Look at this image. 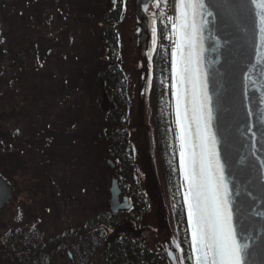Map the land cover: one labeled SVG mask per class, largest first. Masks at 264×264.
<instances>
[{
	"label": "flooded vegetation",
	"instance_id": "1",
	"mask_svg": "<svg viewBox=\"0 0 264 264\" xmlns=\"http://www.w3.org/2000/svg\"><path fill=\"white\" fill-rule=\"evenodd\" d=\"M118 2L109 0L106 13ZM62 4L0 0V176L11 188L0 210V264H117L121 256L111 252L120 242L146 249L142 208L120 175L119 201L126 196L130 209L112 212L109 198L94 215L93 98L66 77L78 61L62 55ZM29 57L37 70L30 77ZM145 251L135 254L140 264L163 256L172 264L167 254Z\"/></svg>",
	"mask_w": 264,
	"mask_h": 264
},
{
	"label": "water",
	"instance_id": "2",
	"mask_svg": "<svg viewBox=\"0 0 264 264\" xmlns=\"http://www.w3.org/2000/svg\"><path fill=\"white\" fill-rule=\"evenodd\" d=\"M153 1H130L140 121L151 73ZM171 29L178 162L183 144L209 222V258L214 236L226 233L236 249L227 253L228 264H264V0H171ZM116 183L111 179V211L129 210L127 197L119 202L123 191ZM10 194L0 176V210ZM187 229L191 244L188 224ZM191 250L198 264L199 248L191 244ZM168 256L176 264L172 252Z\"/></svg>",
	"mask_w": 264,
	"mask_h": 264
},
{
	"label": "rangeland",
	"instance_id": "3",
	"mask_svg": "<svg viewBox=\"0 0 264 264\" xmlns=\"http://www.w3.org/2000/svg\"><path fill=\"white\" fill-rule=\"evenodd\" d=\"M131 0H122L123 9L118 23L112 28L118 36L119 56L118 65L125 73L128 80L130 97L129 112V143L133 153V173L136 183L140 187L143 206L138 216L140 231H146L144 241L146 249H156L163 254L173 251L175 232L169 209V201L165 188L161 166L158 159L156 141L154 137L153 113L154 101L150 94V82L143 103V118L137 117L136 79L133 75V43L129 37L133 32L134 14L130 6ZM162 0H154L151 5L152 21L155 28L157 7ZM171 2V0H170ZM109 0H65L62 4V55L70 62L76 57L78 63L67 65L66 77L76 78L77 93L91 94L93 100V160H94V215L101 208L109 204V182L117 176L116 164L108 163L106 154L107 142L98 133L102 125L99 121L101 110L109 108L105 96L101 97L100 70L105 67L104 46L102 32L105 29L104 17L107 14ZM156 46V33H153V41L150 48V61ZM30 54V53H29ZM64 58V57H63ZM29 66L25 75L30 77L33 62L29 57ZM65 60V58H64ZM8 72V71H7ZM71 72V73H70ZM27 73V74H26ZM7 76L4 77V80ZM6 81V80H5ZM97 98L99 102H97ZM85 102V103H89ZM81 122V121H80ZM86 125L79 123L81 130ZM115 168H111L110 165ZM107 193L106 196L103 194ZM30 204L36 208L38 198H31ZM36 205V206H35ZM34 209L29 207V212ZM177 263L181 264L179 251L175 252Z\"/></svg>",
	"mask_w": 264,
	"mask_h": 264
},
{
	"label": "trees",
	"instance_id": "4",
	"mask_svg": "<svg viewBox=\"0 0 264 264\" xmlns=\"http://www.w3.org/2000/svg\"><path fill=\"white\" fill-rule=\"evenodd\" d=\"M122 2L104 17L105 29L102 32L105 67L100 70L101 97L109 103V108L101 110L99 121L102 125L98 133L107 142L106 154L115 163L116 173L130 186L132 199L137 208L143 206L141 191L133 173V153L129 143L130 97L128 80L118 65V36L112 28L121 16ZM171 2L162 0L157 7L155 21L156 46L151 58L150 94L154 101L153 127L156 149L162 176L167 191L176 241L182 264H194L186 224L180 174L177 156L176 137L171 98ZM103 94V95H102ZM99 99L97 98V102ZM142 208V207H141ZM134 212V210H132ZM135 217V212L133 213ZM137 213V217H138ZM146 249L129 246L120 242L111 253L120 254L122 261L117 264H140L143 261L135 255ZM159 253H161L159 251ZM129 254V255H128ZM163 254V253H162ZM124 255V257H123ZM128 255V258L125 257ZM165 257L158 259V264Z\"/></svg>",
	"mask_w": 264,
	"mask_h": 264
},
{
	"label": "snow or ice",
	"instance_id": "5",
	"mask_svg": "<svg viewBox=\"0 0 264 264\" xmlns=\"http://www.w3.org/2000/svg\"><path fill=\"white\" fill-rule=\"evenodd\" d=\"M179 172L191 244L194 249L199 248L198 264H213L214 260L217 264H228L227 253L235 252L236 249L231 245V238L226 233L214 236L213 256L212 259L209 258V222L202 211L196 168L183 144L179 153Z\"/></svg>",
	"mask_w": 264,
	"mask_h": 264
},
{
	"label": "bare ground",
	"instance_id": "6",
	"mask_svg": "<svg viewBox=\"0 0 264 264\" xmlns=\"http://www.w3.org/2000/svg\"><path fill=\"white\" fill-rule=\"evenodd\" d=\"M175 241H176V236H175ZM176 244L178 245L177 241H176ZM190 247H191V244H190ZM192 251V250H191Z\"/></svg>",
	"mask_w": 264,
	"mask_h": 264
}]
</instances>
